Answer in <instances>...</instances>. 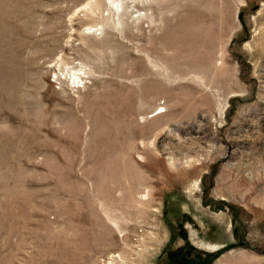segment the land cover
<instances>
[{"label":"rangeland","instance_id":"obj_1","mask_svg":"<svg viewBox=\"0 0 264 264\" xmlns=\"http://www.w3.org/2000/svg\"><path fill=\"white\" fill-rule=\"evenodd\" d=\"M117 2L0 0V264H264V0Z\"/></svg>","mask_w":264,"mask_h":264},{"label":"bare ground","instance_id":"obj_2","mask_svg":"<svg viewBox=\"0 0 264 264\" xmlns=\"http://www.w3.org/2000/svg\"><path fill=\"white\" fill-rule=\"evenodd\" d=\"M117 1L116 0H109V2L111 3V6H110L111 12H113V10L117 11V13H120L122 11L121 5ZM157 109H158L157 114H160V113L167 111V108L163 105L159 106Z\"/></svg>","mask_w":264,"mask_h":264}]
</instances>
